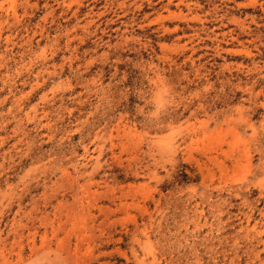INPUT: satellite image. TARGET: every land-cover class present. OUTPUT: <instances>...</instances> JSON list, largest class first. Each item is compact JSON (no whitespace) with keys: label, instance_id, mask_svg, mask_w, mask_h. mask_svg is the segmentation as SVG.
<instances>
[{"label":"rangeland","instance_id":"obj_1","mask_svg":"<svg viewBox=\"0 0 264 264\" xmlns=\"http://www.w3.org/2000/svg\"><path fill=\"white\" fill-rule=\"evenodd\" d=\"M0 264H264V0H0Z\"/></svg>","mask_w":264,"mask_h":264}]
</instances>
